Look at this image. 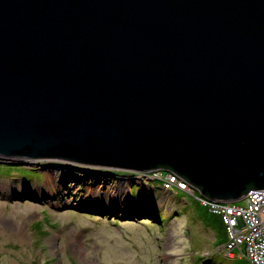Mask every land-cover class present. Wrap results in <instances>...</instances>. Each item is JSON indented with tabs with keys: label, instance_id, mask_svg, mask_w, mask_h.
Returning a JSON list of instances; mask_svg holds the SVG:
<instances>
[{
	"label": "water",
	"instance_id": "95a60500",
	"mask_svg": "<svg viewBox=\"0 0 264 264\" xmlns=\"http://www.w3.org/2000/svg\"><path fill=\"white\" fill-rule=\"evenodd\" d=\"M0 158L263 190L264 0H0Z\"/></svg>",
	"mask_w": 264,
	"mask_h": 264
},
{
	"label": "rangeland",
	"instance_id": "374dc122",
	"mask_svg": "<svg viewBox=\"0 0 264 264\" xmlns=\"http://www.w3.org/2000/svg\"><path fill=\"white\" fill-rule=\"evenodd\" d=\"M112 168L0 158V264H251L239 249L229 259L230 234L203 193L164 195L162 180ZM106 186L128 187L131 199L84 207L88 190Z\"/></svg>",
	"mask_w": 264,
	"mask_h": 264
},
{
	"label": "built area",
	"instance_id": "2783aa9c",
	"mask_svg": "<svg viewBox=\"0 0 264 264\" xmlns=\"http://www.w3.org/2000/svg\"><path fill=\"white\" fill-rule=\"evenodd\" d=\"M167 173V174H164ZM142 182H152L162 180L164 186L162 192L166 195L172 193L171 190H183L195 194L192 184L183 177L171 171L158 170L148 173L144 178L139 176ZM200 202L210 208L211 212L217 214L223 224H226L229 241L224 247L229 259H235V251L239 249L244 258H248L251 264H264V189L251 190L244 197V206L240 203L227 204L215 203L208 198L202 197Z\"/></svg>",
	"mask_w": 264,
	"mask_h": 264
},
{
	"label": "bare ground",
	"instance_id": "6f19581e",
	"mask_svg": "<svg viewBox=\"0 0 264 264\" xmlns=\"http://www.w3.org/2000/svg\"><path fill=\"white\" fill-rule=\"evenodd\" d=\"M68 163V162H67ZM66 166V165H65ZM56 167V166H55ZM113 169V168H112ZM59 173V172H58ZM120 174V173H119ZM49 175V174H48ZM53 176V175H52ZM50 175V178H53ZM120 177V176H119ZM135 177V176H134ZM58 180L57 182L59 183L62 179V181L64 182L65 177H61L59 178V175L57 176ZM73 179V178H72ZM52 180V179H51ZM53 182V181H52ZM60 184V183H59ZM58 184V185H59ZM131 187V186H130ZM153 192L149 191V194H151ZM168 194V193H167ZM131 191L129 190V188L127 187V189H122V188H113V187H101L100 191H89L87 193V197L89 199V201L86 202V206H89L88 204L90 202H93L94 205L99 208H101L100 206H103L102 204L106 205L105 208H107L108 206L110 207H115L116 205H118V203H124L128 200L131 199ZM89 202V203H88ZM137 203V202H136ZM90 207V206H89ZM144 207V206H143ZM147 207V206H145ZM133 208V207H132Z\"/></svg>",
	"mask_w": 264,
	"mask_h": 264
},
{
	"label": "trees",
	"instance_id": "16d2710c",
	"mask_svg": "<svg viewBox=\"0 0 264 264\" xmlns=\"http://www.w3.org/2000/svg\"><path fill=\"white\" fill-rule=\"evenodd\" d=\"M161 168V167H160ZM161 169H166V168H161ZM166 170H168L169 171V169H166ZM251 191V190H250ZM150 210V209H149ZM152 212V214L154 213L153 211H151Z\"/></svg>",
	"mask_w": 264,
	"mask_h": 264
},
{
	"label": "clouds",
	"instance_id": "9594fccd",
	"mask_svg": "<svg viewBox=\"0 0 264 264\" xmlns=\"http://www.w3.org/2000/svg\"><path fill=\"white\" fill-rule=\"evenodd\" d=\"M151 187H152V186L149 187V190H150V191H151ZM161 190H162V189H161ZM164 195H165V194H164Z\"/></svg>",
	"mask_w": 264,
	"mask_h": 264
}]
</instances>
